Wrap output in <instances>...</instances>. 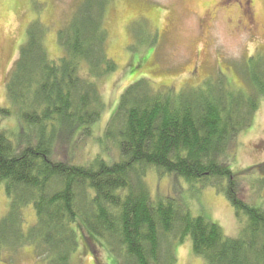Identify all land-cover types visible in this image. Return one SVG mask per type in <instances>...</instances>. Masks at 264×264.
Here are the masks:
<instances>
[{"label": "trees", "instance_id": "trees-1", "mask_svg": "<svg viewBox=\"0 0 264 264\" xmlns=\"http://www.w3.org/2000/svg\"><path fill=\"white\" fill-rule=\"evenodd\" d=\"M91 4L58 30L65 36L58 61L46 55L43 26L30 22L10 69L5 87L11 106L0 113L9 116L13 107L17 125L12 132L0 125V187L10 199L9 214L31 205L36 222L24 231L16 216L0 235V251L30 246L42 263L69 264L82 237L103 241L117 264H174L175 243L189 238L204 264H264V206L238 197L241 175L231 170L227 150L264 94V66L252 71L258 85L253 102L234 100L240 89H228L221 76L214 89H202L211 82L205 78L179 91L155 89L140 77L123 90L108 121L107 135L117 127L116 158L95 154L77 162L82 151L75 142L77 154L60 152H68L75 133L90 135L105 106L95 78L116 68L104 48L103 4ZM243 104L250 118L236 121ZM148 168L223 193L246 214L247 234L233 238L178 200L154 199L144 180ZM254 169L263 171L264 163L245 171Z\"/></svg>", "mask_w": 264, "mask_h": 264}, {"label": "rangeland", "instance_id": "rangeland-1", "mask_svg": "<svg viewBox=\"0 0 264 264\" xmlns=\"http://www.w3.org/2000/svg\"><path fill=\"white\" fill-rule=\"evenodd\" d=\"M100 2L104 7L102 25L107 36L104 48L116 62V68L95 78L105 106L100 119L90 127V135L75 133L68 152L60 154H77L79 149L82 152L73 156L81 163L92 160L95 154L108 161L115 159L118 144L116 147L113 134L117 135L114 133L117 127H111L113 132L107 135L108 121L123 90L140 77L148 78L155 89L179 91L200 85L205 78H211V82L202 89H214L221 76L228 89H240L234 92V100L253 102L258 97L257 75L252 71L264 66V0H249V5L245 0H0V109L11 106L6 99L5 83L20 45L26 40L29 23L37 20L43 26L46 55L58 61L65 55L61 43L65 36L59 31L73 19H79L85 7ZM70 30L67 28L65 32ZM242 107L236 121L247 114L244 104ZM12 108L9 116L0 113V125L10 132L17 125ZM249 118L247 114L245 119ZM74 142L77 149L72 146ZM112 146L116 150H112ZM228 146L229 158L232 157L229 166L233 173L241 175L236 184L238 197L264 206V170L245 171L264 163V94L260 95L250 125L241 128ZM58 158L66 160L64 156L58 155ZM144 180L154 199L178 200L191 215L219 224L223 232L233 238L247 234L246 214L237 213L226 196L215 188L159 174L152 168L145 171ZM2 186L0 235L5 228L12 227L16 216L22 219L20 226L26 231L36 222L33 207H20L13 215L9 214L10 199ZM72 228L77 232L74 226ZM79 234L77 232L78 240ZM80 239L78 248L69 257V264H117L103 241ZM2 245L0 241V249ZM174 252V264H204L203 259L193 253L189 238L175 243ZM0 264L45 263L36 259L34 247L23 246L15 250L2 249Z\"/></svg>", "mask_w": 264, "mask_h": 264}, {"label": "flooded vegetation", "instance_id": "flooded-vegetation-1", "mask_svg": "<svg viewBox=\"0 0 264 264\" xmlns=\"http://www.w3.org/2000/svg\"><path fill=\"white\" fill-rule=\"evenodd\" d=\"M245 3L247 4V5H249V0H245ZM241 6H243V5H241ZM246 6V5H245ZM247 7V6H246Z\"/></svg>", "mask_w": 264, "mask_h": 264}]
</instances>
